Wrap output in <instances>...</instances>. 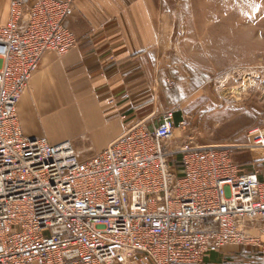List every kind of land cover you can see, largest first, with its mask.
Returning <instances> with one entry per match:
<instances>
[{
  "label": "built area",
  "instance_id": "built-area-1",
  "mask_svg": "<svg viewBox=\"0 0 264 264\" xmlns=\"http://www.w3.org/2000/svg\"><path fill=\"white\" fill-rule=\"evenodd\" d=\"M75 2L11 0L0 25V264H200L229 246L264 259V180L233 158L264 150V128L201 144L176 135L177 105L87 159L24 132L18 105L45 53L78 46Z\"/></svg>",
  "mask_w": 264,
  "mask_h": 264
},
{
  "label": "crops",
  "instance_id": "crops-1",
  "mask_svg": "<svg viewBox=\"0 0 264 264\" xmlns=\"http://www.w3.org/2000/svg\"><path fill=\"white\" fill-rule=\"evenodd\" d=\"M10 1L0 0V25L8 21ZM179 12L168 0H76L66 26L76 35L78 46L62 56L45 53L18 105L24 132L45 135L54 144L69 140L79 157L87 159L106 149L130 125L150 123L159 112L182 104L183 89L195 86L194 73L212 71L213 63H204L196 33L187 32V21ZM62 112L82 120V126L71 133L56 126ZM183 115V111L175 114L177 123ZM226 117L232 132L215 135L208 130V123L217 125ZM202 124L210 134L204 143L192 137L198 143L246 144L237 141L239 135L248 139L249 129L264 126V113L251 115L234 103L216 102ZM255 149L260 156L262 150ZM258 163L264 167V156ZM200 264H264V259L248 247L229 246L210 253Z\"/></svg>",
  "mask_w": 264,
  "mask_h": 264
},
{
  "label": "rangeland",
  "instance_id": "rangeland-1",
  "mask_svg": "<svg viewBox=\"0 0 264 264\" xmlns=\"http://www.w3.org/2000/svg\"><path fill=\"white\" fill-rule=\"evenodd\" d=\"M168 2L172 8L177 6L180 19L187 21V32L196 33V41L203 50L204 63L211 61L213 63L212 71L208 69L206 73L204 70L203 73H194L195 86L192 89H185L187 86L183 89L186 91V99L180 105L183 113L188 115L189 125L185 130L178 128L176 135L194 137L195 140L204 143L210 133L202 130L203 116L216 106V102L234 103L240 109H249L251 115L258 111L263 114L264 0H168ZM208 78H211L208 85L198 87L199 83ZM64 112L61 118H56V126L61 125L68 133L82 126V120ZM230 120L227 117L220 119L217 125L210 122L207 129L215 135L229 134L233 128ZM255 127L260 126L256 124L251 129ZM239 136L237 139L239 142L253 141V135L248 139L246 134ZM258 151L255 148L254 150L236 148L233 158L247 169H252L254 163L264 175V167L258 163V159L264 156V150L260 156L257 154Z\"/></svg>",
  "mask_w": 264,
  "mask_h": 264
},
{
  "label": "trees",
  "instance_id": "trees-1",
  "mask_svg": "<svg viewBox=\"0 0 264 264\" xmlns=\"http://www.w3.org/2000/svg\"><path fill=\"white\" fill-rule=\"evenodd\" d=\"M176 120H179V119H178V116H176ZM176 163H177L178 167H180L179 159L176 160ZM259 171H260V169H259ZM260 175H261L262 180H264V179H263V175L261 174V171H260Z\"/></svg>",
  "mask_w": 264,
  "mask_h": 264
}]
</instances>
